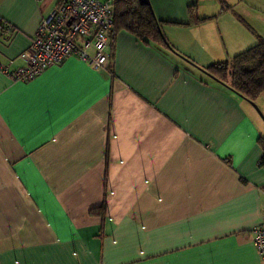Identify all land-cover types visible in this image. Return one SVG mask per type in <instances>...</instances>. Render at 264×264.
<instances>
[{"label": "crops", "instance_id": "crops-1", "mask_svg": "<svg viewBox=\"0 0 264 264\" xmlns=\"http://www.w3.org/2000/svg\"><path fill=\"white\" fill-rule=\"evenodd\" d=\"M62 1L0 0V264H264V95L205 71L264 41V0H150L167 44L13 81Z\"/></svg>", "mask_w": 264, "mask_h": 264}, {"label": "built area", "instance_id": "built-area-1", "mask_svg": "<svg viewBox=\"0 0 264 264\" xmlns=\"http://www.w3.org/2000/svg\"><path fill=\"white\" fill-rule=\"evenodd\" d=\"M10 26L0 19V32ZM114 6L110 0H64L40 23L30 47L22 54L26 64L16 70L2 67L13 81L29 82L46 69L78 56L103 68L106 48L115 38ZM256 249L264 261V219L254 229Z\"/></svg>", "mask_w": 264, "mask_h": 264}, {"label": "trees", "instance_id": "trees-1", "mask_svg": "<svg viewBox=\"0 0 264 264\" xmlns=\"http://www.w3.org/2000/svg\"><path fill=\"white\" fill-rule=\"evenodd\" d=\"M113 6L116 33L126 30L147 44L152 42L167 44L163 24L157 19L150 1L115 0ZM191 13L193 14V10ZM205 71L237 94L255 101L264 95V41L236 55L230 61L207 66ZM259 144L264 152L263 137L259 139ZM261 165H264V154ZM105 209L106 206L103 205L93 208L91 212L100 215Z\"/></svg>", "mask_w": 264, "mask_h": 264}, {"label": "water", "instance_id": "water-1", "mask_svg": "<svg viewBox=\"0 0 264 264\" xmlns=\"http://www.w3.org/2000/svg\"><path fill=\"white\" fill-rule=\"evenodd\" d=\"M144 2H149L150 0H143Z\"/></svg>", "mask_w": 264, "mask_h": 264}]
</instances>
